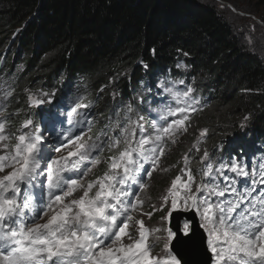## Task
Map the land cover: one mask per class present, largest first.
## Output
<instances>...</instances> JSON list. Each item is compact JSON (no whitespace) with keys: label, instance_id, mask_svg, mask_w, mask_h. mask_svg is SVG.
<instances>
[{"label":"snow or ice","instance_id":"1","mask_svg":"<svg viewBox=\"0 0 264 264\" xmlns=\"http://www.w3.org/2000/svg\"><path fill=\"white\" fill-rule=\"evenodd\" d=\"M141 89L95 137L86 95L58 104L56 90L28 92L29 108L50 107L16 132L0 115V264H264V158L243 159V148L227 155L223 142L204 148L195 170L186 153L159 206L141 211L145 178L169 171L160 164L168 144L202 110L182 79L161 78L155 91L141 81ZM101 163L107 169L89 179ZM156 211L164 214L149 226L143 216Z\"/></svg>","mask_w":264,"mask_h":264},{"label":"trees","instance_id":"2","mask_svg":"<svg viewBox=\"0 0 264 264\" xmlns=\"http://www.w3.org/2000/svg\"><path fill=\"white\" fill-rule=\"evenodd\" d=\"M242 1L256 8L264 23V0ZM238 24L243 25L208 0H0V63L9 76V67L18 74L20 67L25 69L9 120L17 124L24 119L17 113L26 101L24 90L41 79L80 83L75 92L93 101L91 118L100 130L110 117L115 120L121 101L142 90L141 81L152 87L177 73L193 79L198 99L206 93L208 106H199L202 110L191 116L181 142L168 144L160 164L169 171L157 170L146 182L142 211L151 212L184 166L186 153L189 167L199 166L194 142L210 150L223 142L226 155L243 148L242 158L248 161L264 158V27L255 26L261 42L248 50L244 44L249 41L243 44L242 34L234 30ZM114 93L120 95L114 99ZM141 115L152 117L144 110ZM245 115L250 119L241 130ZM202 129L208 134L198 139ZM163 214L156 211L150 220L143 219L157 225Z\"/></svg>","mask_w":264,"mask_h":264},{"label":"rangeland","instance_id":"3","mask_svg":"<svg viewBox=\"0 0 264 264\" xmlns=\"http://www.w3.org/2000/svg\"><path fill=\"white\" fill-rule=\"evenodd\" d=\"M208 1L212 2L216 6H219L221 8V10L225 11L226 15L232 21H240V20L242 21V24L243 25H239L238 24L237 26H234V30L236 32L242 34V39H240V40H241V42L243 44L245 43V41H249V38H250V41L251 42H248V43L244 44V46L248 50H253L254 49V44H255L254 42H259V43L261 42V41H258L257 40L258 39V33H257V30H256L255 26L264 27V23L256 16V13H255L257 11L256 8L251 7L250 5L245 4V1H242V0H238V1H236V0H208ZM248 4H252V3H248ZM259 39L261 40V35H260V38ZM262 49H263V53L261 54V56H262V59L264 60V48H262ZM9 70H10V74H11L12 84L15 87L12 89L13 90V95L7 100V102L14 100L15 93L17 92V90L19 89V87L22 85L21 83H19V76H20V74H18L17 71L14 73L13 72V68H11V67H9ZM24 70H25L24 67H20V71L23 72ZM0 81H1V78H0ZM52 83H53V80L45 81L44 79H41L40 80V83L37 81V84H35V88L34 89H30V90L25 89L24 90V94L27 95L28 92H33L34 93L38 89H43V90L48 89L52 85ZM39 84H40V86H39ZM189 84L195 89L194 95L198 99L199 95L197 94V88H196V85L197 84H196V82L193 79H191ZM84 85H85V83H84ZM70 86L73 88V91H78L80 88H82L80 86V83H78L77 81L73 82ZM4 88H5V84L3 82H1L0 83V90L1 89H4ZM79 95H82L81 91L79 92V94L77 96H79ZM205 95L206 94L203 93L201 95V99H204ZM0 98L3 99V95L0 94ZM72 98H75V97H72ZM25 100H28L27 97L24 99V101ZM67 101H66V104H67ZM9 105H12V103H9ZM42 107H47V104H45ZM28 108L29 107H22V114L25 117V119L31 117L32 119H35V121L39 122L41 119L39 121L37 120V112L35 110L34 111H30L29 110V109L32 110L34 108H29V109ZM12 110H13L12 107H9L8 110H7V113L10 114V112ZM37 110L43 111L41 109H37ZM20 122H22V120H20ZM188 130H189V127H188ZM92 131H93V129H92ZM95 131L96 130L93 131L94 132L93 137H95L97 135V133ZM98 131L100 132V129ZM187 133H188V131L186 133H184V134H181L178 137V142H181L182 141L180 139L181 136H184ZM196 143H198V142H194L193 143V146ZM199 147L201 149V151L199 153H200V156H202L203 155V149L204 148L202 147V145H201L200 142H199ZM192 152L198 153V152L195 151V147L193 148V151ZM108 155H109V153H108L107 149H105V151L100 154V158L102 160H104V159H106V157ZM106 169H107V163H101V164H99L94 169V173L89 176V179H93L95 176L102 175ZM145 194H146V191L144 190L142 192L143 198H144ZM142 210H145V209L142 208L141 211ZM143 213H145V212H143ZM144 217H147V216L145 215ZM138 218H139V216H138ZM144 220L146 222L147 219L145 218ZM147 224L149 226H151L150 223H147ZM156 250H157V252L159 251V246L154 251H156Z\"/></svg>","mask_w":264,"mask_h":264},{"label":"bare ground","instance_id":"4","mask_svg":"<svg viewBox=\"0 0 264 264\" xmlns=\"http://www.w3.org/2000/svg\"><path fill=\"white\" fill-rule=\"evenodd\" d=\"M22 74V71H20V75ZM169 79H174V80H178V79H182L185 81V84L186 85H190L189 83V79L185 74H182V73H177V74H174V75H171L169 77H167ZM153 87V91H155L154 89V85H152ZM178 88H184L183 85H177ZM26 89V88H25ZM52 90H56V95H57V101L61 100V99H65V98H68L72 95H78L79 92H75L73 91V88H67L65 87L64 85H59V84H56L55 81H53L52 85L48 88V89H45L44 91H47V92H51ZM206 94V93H205ZM27 97V96H26ZM200 101V105L201 107H204L206 105V107L208 106V103L205 102L203 99L199 100ZM44 106V105H43ZM153 106H156V105H153ZM47 107H50L49 105H47ZM26 113V112H25ZM94 113V112H93ZM93 116V115H91ZM152 117H150L149 119H151ZM93 131L96 130L98 131L99 129L96 127V126H93L92 127ZM101 132V130H100ZM247 133V132H246ZM98 134V133H97ZM202 141V140H201ZM199 143V142H198ZM190 145V144H189ZM212 145V144H211ZM207 147V146H206ZM251 161V157H249ZM95 178V177H94ZM148 187V186H147ZM147 190V189H145ZM141 197L143 198V195L141 193ZM144 199V198H143ZM151 223V221H148Z\"/></svg>","mask_w":264,"mask_h":264}]
</instances>
